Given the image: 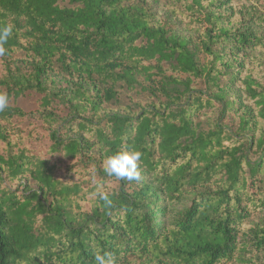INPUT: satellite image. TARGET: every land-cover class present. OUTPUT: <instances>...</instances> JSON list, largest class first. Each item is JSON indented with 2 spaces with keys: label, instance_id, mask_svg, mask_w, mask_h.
Segmentation results:
<instances>
[{
  "label": "trees",
  "instance_id": "16d2710c",
  "mask_svg": "<svg viewBox=\"0 0 264 264\" xmlns=\"http://www.w3.org/2000/svg\"><path fill=\"white\" fill-rule=\"evenodd\" d=\"M125 1L0 0V26L13 25L0 56V264H95L98 250L117 264H247L264 252V224L245 225L264 207V87L239 64L264 43L248 12L167 0L199 34L191 44ZM51 74L86 85L65 96L44 84ZM123 146L153 181L104 173Z\"/></svg>",
  "mask_w": 264,
  "mask_h": 264
},
{
  "label": "rangeland",
  "instance_id": "374dc122",
  "mask_svg": "<svg viewBox=\"0 0 264 264\" xmlns=\"http://www.w3.org/2000/svg\"><path fill=\"white\" fill-rule=\"evenodd\" d=\"M264 0H234L229 7L233 8L235 11L243 9V11L248 12V18H251V25L248 30L254 33L257 37L262 39L264 43V22L258 21L256 18L260 15H264L263 10ZM169 2L167 0H126L121 4V7L124 8H137L147 13L151 14L154 17L156 23L164 27L167 31L189 41L191 44L198 43L199 34L194 30H189L185 27L184 21L179 18L173 17L170 11L168 10ZM229 12V11H228ZM230 49L226 50V53L229 54ZM246 55L242 58L240 57L239 64L243 65L241 67V74L244 76L246 74L253 75L262 86L264 87V51L260 50L259 46H253L249 51L245 53ZM246 57V58H245ZM6 76L5 70L0 66V79ZM44 84L51 90H61L65 96H69L75 87L83 84L74 79L62 78L56 74H51L44 79ZM228 94L233 96L236 104L247 105V98L243 93V87L238 83H232L229 85ZM59 123L62 124L63 119L59 118ZM25 123L28 120H24ZM60 129V126L55 127ZM62 137L69 138L71 135L67 134V131L62 130ZM35 145L39 144L43 147L49 145L48 140L45 134L37 133V139L34 143ZM141 173V180L153 181L154 176L150 173L145 172L142 168H139ZM140 180V181H141ZM116 187V184H112L108 187V190H112ZM194 196V193L184 195L180 199L174 201L171 204L170 217H173L174 214H177L185 210L191 201V198ZM264 224V207L256 212H254L245 222V225H257ZM247 264H264V252L263 253H254L250 252L246 255Z\"/></svg>",
  "mask_w": 264,
  "mask_h": 264
},
{
  "label": "clouds",
  "instance_id": "9594fccd",
  "mask_svg": "<svg viewBox=\"0 0 264 264\" xmlns=\"http://www.w3.org/2000/svg\"><path fill=\"white\" fill-rule=\"evenodd\" d=\"M13 35V25L8 24L0 26V56L6 54L5 44ZM9 103V98L6 93H0V112H3ZM142 153L133 150L127 146H123L120 151L108 156L103 165V171L110 177H115L117 180L127 182L141 180V173L138 162L141 160ZM103 202L104 206L111 208L113 201L109 194L103 190H97L93 193ZM95 264H117L114 253L98 250L94 253Z\"/></svg>",
  "mask_w": 264,
  "mask_h": 264
}]
</instances>
